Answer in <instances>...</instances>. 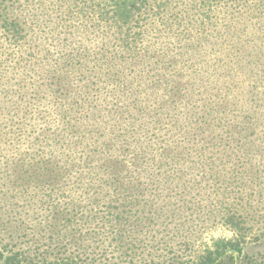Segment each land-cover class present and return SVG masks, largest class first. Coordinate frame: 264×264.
Here are the masks:
<instances>
[{"label": "rangeland", "instance_id": "1", "mask_svg": "<svg viewBox=\"0 0 264 264\" xmlns=\"http://www.w3.org/2000/svg\"><path fill=\"white\" fill-rule=\"evenodd\" d=\"M139 1L10 5L0 264H264V48L230 0Z\"/></svg>", "mask_w": 264, "mask_h": 264}, {"label": "trees", "instance_id": "2", "mask_svg": "<svg viewBox=\"0 0 264 264\" xmlns=\"http://www.w3.org/2000/svg\"><path fill=\"white\" fill-rule=\"evenodd\" d=\"M123 1L115 0L112 14L116 20H120L123 17L124 20L122 22L126 23L130 19L129 16H131L130 13L132 10H139V7L144 6L142 5L143 2L139 0H130L129 2ZM208 1L213 3L218 0H203L202 6H206ZM13 2L14 0H0V28H2L4 33L12 39L20 37V33L23 32L19 23L8 14L9 7ZM137 3H139V7H137ZM98 11L99 7L97 6V9L92 12ZM223 14H225L224 19L228 22L226 29L237 28L238 30H236L233 35L238 34L237 36L240 40L242 35H244L243 32L245 30L247 31L246 46H249V55H261V50L264 48V0H230V5ZM20 131L19 128H16L14 131H8V133L17 134L20 133ZM0 137H2L1 133ZM14 148H16V145H14ZM1 255L2 254H0V256ZM209 262L210 261L207 263H213Z\"/></svg>", "mask_w": 264, "mask_h": 264}]
</instances>
